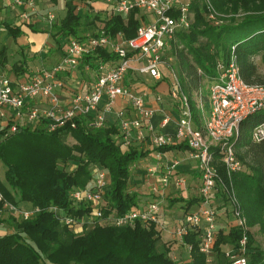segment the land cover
<instances>
[{
	"label": "trees",
	"instance_id": "obj_1",
	"mask_svg": "<svg viewBox=\"0 0 264 264\" xmlns=\"http://www.w3.org/2000/svg\"><path fill=\"white\" fill-rule=\"evenodd\" d=\"M210 1L215 10L224 15V23L218 26L211 24L205 17L206 5L201 8L191 3L194 23L188 30L178 33L177 42L169 51L185 79L184 87L181 85L183 91L197 97L204 82L218 78L217 62L227 64L233 53L244 82L264 86V0ZM76 2L64 0L65 16L59 22L56 18L52 28L45 32H40L34 25L16 26L3 22V31L20 47L22 60L9 63L3 47L0 65L9 67V72L17 77L30 71L27 54L18 44V39L24 36V28L34 34H48L59 52L63 53L72 38L84 41L87 35L97 36L102 31L110 37L122 33L126 39H133L141 22L148 18L147 14L139 11L122 16L111 14L107 9L95 11L94 6L78 10L84 0ZM58 3V0H52L53 7ZM239 12L245 14L238 22ZM96 28L97 33L92 32ZM203 38L205 41L201 40ZM257 58L260 64L256 62ZM116 60L117 56L109 48H104L85 57L83 65L96 69L99 62ZM171 87L172 79L164 76L155 82L153 90L168 95ZM191 104L193 107L192 100ZM94 118L93 114L77 117L52 133L46 131L49 121H43L34 131L24 128L14 134L10 132V123L0 122V164L6 177V183L0 180V194L17 207L22 203L26 207L29 205V210L41 208L40 213L29 219L10 216L8 224L12 232L0 237V264H182V258L176 256L171 244L162 241L164 228L159 230L154 223L137 221L132 226L116 227L97 221L76 232L63 226L58 217L48 211V208L56 206L64 215L75 219L91 215L92 206L75 203L70 195L88 185L95 168L106 172L110 181L104 196L105 218L122 216L140 205V194L131 187L136 184V167L148 152L136 142L124 149L119 128L115 125L96 128ZM261 123H264V111L250 116L241 124L239 135L232 143L244 168L235 173L232 180L221 162L220 150L214 149L215 165L227 190L218 182L212 195V206L216 209L217 218L224 213L230 216L229 207L233 216L228 194L232 185L247 225L250 228L260 226L264 232V141L256 143L247 137ZM69 139L74 142L70 144ZM174 148L168 146L157 150L166 152ZM218 197L220 204H216ZM201 201L199 195L189 200L170 198L168 204L173 207L177 203H185L182 213L186 216L196 212ZM195 205L197 209L191 212ZM4 222V219L0 220V224ZM217 225L210 257L215 258L216 264H230L226 252L229 248L239 247L244 231L232 223L219 225L218 219ZM246 234L249 264H264V252L254 246L249 230ZM201 243V231L196 229L179 243L180 246L192 247L191 260L186 264H208V256L201 252Z\"/></svg>",
	"mask_w": 264,
	"mask_h": 264
},
{
	"label": "built area",
	"instance_id": "obj_2",
	"mask_svg": "<svg viewBox=\"0 0 264 264\" xmlns=\"http://www.w3.org/2000/svg\"><path fill=\"white\" fill-rule=\"evenodd\" d=\"M93 2L95 0H84L83 4H79L78 10L92 6ZM103 2L111 14L127 16L133 11H139L147 14L148 18L141 22L133 39H126L122 33L110 37L103 31L97 36L87 35L84 41L72 38L60 64L51 71H38L26 81L0 75V119H7V123L11 124L12 134L24 128L34 131L43 121H49L46 131L52 133L65 126L67 122L90 114L95 116L94 127H105L106 116L113 114L116 119L115 126L123 136L124 149H127L132 142L140 144L142 150L146 152L175 144H185L188 148L187 159L197 162L201 181L199 195L202 201L198 210L187 214L183 223L174 228L172 234L177 241L182 242L191 230L201 231V252L210 258L218 229L217 212L212 206V195L216 192L218 182H221L226 189L215 165L214 149L220 150L221 162L229 179L232 180L233 175L243 169L232 142L238 137L240 126L244 121L264 111V86L248 85L244 82L234 53L227 64L217 62L218 78L209 88L211 114L209 118H204L203 123H199L200 127L196 128L190 97L183 91L171 67L174 57L169 55L172 44L177 42L178 33L188 30L194 23L192 0L188 2L104 0ZM0 3L20 9L19 19L22 23L40 15L35 0H0ZM205 5L206 19L215 26L220 25V16L211 1L205 0ZM56 18L53 13L45 16L49 30ZM104 48H109L117 56V60L99 62L90 91L77 94L69 105H63L56 93V89L62 87L61 82L56 80L57 74L78 69L85 57ZM161 68L173 71L169 98L178 105L181 117L176 121V132L170 135L155 134L152 119L156 111L147 104L146 95H140L134 87L125 84L130 73L148 74L153 80L160 81L165 76ZM86 69L89 70L90 67L87 65ZM197 98L200 108H203L202 92L198 93ZM119 100L127 102L132 107L133 117H127L124 109L115 111ZM41 101H44L46 107L40 105ZM161 101L162 96L157 94L156 102ZM7 110H10L11 114L8 115ZM169 122L170 118L165 117L161 122L162 128ZM147 136L151 139L150 143L147 142ZM251 140L256 143L264 141V123L252 129ZM156 160L162 163V155L158 154ZM182 162L181 158L167 160L163 163L161 171L156 166H148L147 177L157 178L149 187L152 200L131 209L122 216L104 217V196L110 181L107 173L98 168L93 170L92 179L85 188L77 189L70 195L75 203L92 206L91 215L75 219L64 215L56 206L48 208V211L54 213L63 226L76 232L82 231L85 225H93L97 221L100 224L111 223L116 227L132 226L140 221L145 224L154 223L159 229V213L166 199V191L172 186L177 188L186 186V180L177 174ZM228 194L233 205L234 225L241 228L244 235L239 247L229 248L226 257L230 264H249L247 219L232 185L228 189ZM40 212L41 208L19 209L0 194V220L4 219L6 213L29 219ZM186 250L190 254L192 247L186 246Z\"/></svg>",
	"mask_w": 264,
	"mask_h": 264
},
{
	"label": "crops",
	"instance_id": "obj_3",
	"mask_svg": "<svg viewBox=\"0 0 264 264\" xmlns=\"http://www.w3.org/2000/svg\"><path fill=\"white\" fill-rule=\"evenodd\" d=\"M36 1H39V0H35V2ZM92 6H94L95 11H105L107 9L106 8L107 6L104 2H93ZM2 7L6 8V10H8V11L14 10L13 11L14 15H15V13L17 15L16 17L13 16L16 18V20L14 22V24L16 26L27 24V25H34L35 28L40 30V32H45L46 30H48V25H47V22L45 20V16L42 17L41 15H39L36 17H32L30 19V21L22 23L19 19V15L21 13L20 9L15 8V7H11V6H7V5L0 3V17L2 15H4V12L8 13L7 11L1 10ZM38 11H39V9H38ZM3 22H10L11 23L12 20L7 18ZM3 22L0 23V31L2 30V32L4 33V31H3L4 29L2 28ZM23 30H24V36L18 39V44H21L23 46L26 54L31 53V54H33V57L35 55L34 58L37 57V59L40 57L39 59L41 60V64L39 67H37V69L35 71L30 70L27 74H25L23 76L17 77L13 72H10L9 76H6V75H4V76L9 77L11 79H15V80H25L26 81L31 76H33L36 72L42 71V70L51 71L55 66L60 64L62 62L65 54H66L67 47H65L63 53L59 52V50L56 46L54 47V46H51L48 44V38H49L48 34L47 35L43 34V33L32 34L30 29H27V28H24ZM4 38H5V35H4ZM18 48L20 49V47H18ZM20 51H21V49H20ZM86 66L87 65H83V62H82L81 66L76 70H73V71L65 73V74H57L56 80L61 82L62 87L56 89V93L59 96L63 105H65V106L69 105L71 100L74 98V96H76L77 94L88 93L90 91V89L92 88V85H93L95 78H96L95 72H96L98 66L96 69L90 68L89 70L86 69ZM6 70H7V72H9V69H6ZM89 74H90V76L88 78ZM0 75H3V67L1 65H0ZM155 82H157V81L153 80L152 78L149 80L148 79L146 80V79H143L142 75H140V74H137V73L131 74L130 73L127 76L125 84L127 86L134 87L136 92L139 93L140 95H146L147 104L149 105V107L153 108L156 111L154 117L157 115L159 122H158L157 128L154 127L155 128V134H158V135L174 134L176 132V129H177V126H176L177 119H175V114H177V113L179 114L178 105L170 100L169 94L168 95L159 94L162 96V101L160 103L156 102V95L158 93H156L153 90V85L155 84ZM201 92L203 94V90H201ZM167 97H168V99H167L168 102H165L164 99ZM40 105L42 107H46V104L44 103V101H41ZM121 109H124L127 117H133L134 116V112H133L132 107L129 104H127V102H125L123 100L118 101L117 106L115 108V111L121 110ZM6 113L9 115V114H11V111L7 110ZM165 117H169L170 122L167 124V126L162 128L161 122L163 121V119ZM106 119H107V125L108 126L116 124V119H115L113 114L107 115ZM195 127L196 128L200 127V125L198 123H196ZM150 141H151V139L147 136V142L150 143ZM173 147H175V148L172 149L171 151H166V152H162L160 150L149 151L147 159H143L138 164V167H140L142 163H144V165L147 163V166H149V167L150 166H154V167L156 166L161 171V168L163 167V163H165L167 160L181 158V156L183 154L185 155L184 159H182L183 160L182 165L177 169V174L179 177H182L186 180V186L184 188H177L175 186H172L171 188H169L166 191L165 201L167 203H169L170 198L171 199L172 198L173 199L185 198V199L189 200L191 198H194L195 196H199V188L201 185V181H200V177H199L200 173H199V170L197 169V162L187 159V155H188L187 146L185 144H175ZM180 147H185V148H180ZM158 154L162 155V163L156 162ZM144 160H149V161L146 162ZM138 172H135V174ZM145 173L142 172L140 174H137V175H139L138 177H140L141 180L144 181V183H145L144 186L146 187V190H148V192H149L147 195L146 192H142L141 190H136L140 194V205H143V204L150 202L147 200L150 199L149 196L151 198L153 196H152V193H151L149 187L157 179V178L149 179L147 177L148 180H145L142 177L143 175H145ZM160 174L161 173H158V175H160ZM144 177H146V176H144ZM183 205H185V203ZM183 205L180 206V208L177 212H173L175 205L173 207H171L170 209H161V212L159 213L160 214V218H159L160 230L162 228H164V229L167 228L166 227L167 223H170L172 220L175 222L177 221L174 228H176L181 223H183L184 218H185V215H183V213L181 214L182 217H180V218L179 217L177 218L175 216V214H177L179 212L181 213L183 211V209H182ZM192 211H193V209H191V212ZM13 215L14 214H9V213H6L4 215L5 222L2 223V225H0V233L6 232V234H9L12 232L11 225L8 224V219L10 218V216H13ZM168 216H170L171 218L169 219ZM178 220H179V223H178ZM0 237H2V236L0 235ZM177 242L181 244V242H179V241H177ZM181 248L183 250H186L185 246H181Z\"/></svg>",
	"mask_w": 264,
	"mask_h": 264
},
{
	"label": "rangeland",
	"instance_id": "obj_4",
	"mask_svg": "<svg viewBox=\"0 0 264 264\" xmlns=\"http://www.w3.org/2000/svg\"><path fill=\"white\" fill-rule=\"evenodd\" d=\"M58 1H59V4H58L57 7H53L52 0H39V1H36V6L39 9L40 15L42 17H44L48 13H53L58 18L57 20L59 22V20H61L62 17H64L66 13H65V10L63 9V7H64V0H58ZM184 1L185 2H188V0H184ZM76 3H80V0H77ZM82 4H83V2H82ZM192 4H195V5L197 4V5H199L202 8L204 6V4H205V0H192ZM1 10L7 11L8 13H5L4 12V15H2L0 17V23L3 22V21H5V19H7V18H9V19L12 20L11 23H14L15 22V20H16L15 17L17 15H16V13L14 15V12H13L14 10L13 9H12L13 11H8V10H6V8L2 7ZM244 14H245L244 12H239V14L237 15V18H236L238 20V22L243 19ZM13 16H15V17H13ZM219 16H220V19H219L220 20L219 21L220 24L224 23V19H223L224 18V15L219 14ZM97 31L98 30L96 28L92 32L97 33ZM4 33L2 32V30L0 31V50L3 47L6 48L7 56L9 57L8 58L9 59L8 61L11 64L12 63H15V62H17L19 60H22V56H21L20 49L18 48L17 45H15L13 43V40L10 39V38H8L7 35H6V33L5 34ZM32 34H34V33H32ZM4 35H5V38H4ZM201 40L202 41H205L204 38L201 39ZM48 44L51 45V46H54V47L56 46V43H55L54 39L51 36H49V38H48ZM65 46H67V44ZM39 58L38 59H37V57L36 58H33V54H31V53H29V54L26 55L27 64H28L30 70L35 71L37 69V67L40 66L41 60ZM174 62L175 61L172 62L171 67L175 71L176 76H177V78L180 81V84L182 85V87H184V85H185V79L182 76V73L180 72V70L178 69V66ZM256 62L260 64V59L257 58L256 59ZM8 68L9 67H7V66L6 67H3V75L9 76V73L10 72H7V70H6ZM261 70H262V68H261ZM161 71L164 72L165 77L170 78V79L172 78V72H173L172 69L161 68ZM89 76H90V74L88 75V78H89ZM142 78L143 79H146V80L147 79L148 80L151 79L150 75H148V74L142 75ZM211 85H212V82H210V81L204 82L203 89H202L203 90V99H205V100H202L203 108H200V106H199V103L200 102H199V100H198L197 97H195L193 95L190 96L191 94H188V92L185 91V93L193 101V107H192V109H193V116H194L195 122L198 123V124L199 123H203L204 122V118H209L210 117V114H211V105H210V102H209V88L211 87ZM167 99H168V97L164 99L165 102H168ZM180 118H181L180 117V113L179 114L178 113L175 114V119L179 120ZM0 122L2 124L3 123L6 124L7 119H3V120L0 119ZM158 122H159V120H158V117L156 115L152 119V125L155 128H157ZM247 137L251 139V132H249L247 134ZM68 142L70 144H72L74 141L72 139H69ZM184 157H185V155L183 154L181 156V159H184ZM145 159H147V157ZM144 161L148 162L149 160H144ZM136 169H137L136 172H138V171L139 172L134 175L135 176L134 180L136 181V184L132 185L131 190H133V191H135V190H141L142 192H146V194L148 195L149 192H148V190H146V187L144 186V184H145L144 181L141 180L140 177H138L139 175H137V174H140L142 172H144V173L146 172L145 175H143L142 177L145 180H148V178H147V169H148L147 163L145 165H144V163H142L141 166L138 167V168H136ZM144 176H146V177H144ZM0 180L3 183H6L5 169L3 168V166L1 164H0ZM149 198L150 199H148L147 201H151L152 200V198L150 196H149ZM220 200L221 199L218 197L216 199V204H220ZM24 205L25 204L20 203L18 208L19 209H28L27 207L31 208L29 205L27 207L24 206ZM182 205H183V203H177L175 205L174 209H173V212H177L179 210L180 206H182ZM197 207L198 206L195 205L192 209L195 210V209H197ZM170 208L171 207L169 206V204L165 201L163 203L161 209H170ZM229 210H230V216H228L227 214L224 213V214H221L219 218H217L219 225H221L223 223L224 224H226V223H228V224L229 223L234 224L235 221H234V218H233V216L231 214L230 207H229ZM181 214H182V212L181 213L179 212V213L175 214V216L177 218L178 217L180 218V217H182ZM168 218L170 219L171 217L168 216ZM176 223H177V221L175 222L173 220L170 223H167V225H166L167 228H165L162 231V241L163 242H168L169 244H171L174 252L176 253V256L182 258V262L181 263L182 264H186L187 262H189V260H191L190 259V254L187 252V250H183L181 248L180 244L177 242V240L175 239V237L172 234V232L174 230V226L176 225ZM178 223H179V220H178ZM248 228H249V231H250L251 235H253V238H254V246L255 247H258L261 251L264 252V232L261 230L260 226H256L254 228H250L248 226ZM159 230H160V228H159ZM5 234H6V232H1L0 233L1 236L5 235ZM208 264H216L215 258L210 257Z\"/></svg>",
	"mask_w": 264,
	"mask_h": 264
}]
</instances>
